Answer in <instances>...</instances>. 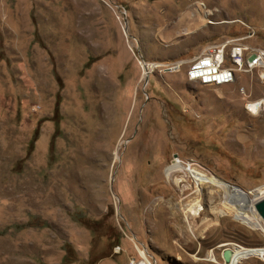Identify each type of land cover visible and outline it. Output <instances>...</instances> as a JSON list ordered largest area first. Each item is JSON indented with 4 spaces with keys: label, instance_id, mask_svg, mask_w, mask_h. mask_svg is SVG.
Listing matches in <instances>:
<instances>
[{
    "label": "rangeland",
    "instance_id": "obj_1",
    "mask_svg": "<svg viewBox=\"0 0 264 264\" xmlns=\"http://www.w3.org/2000/svg\"><path fill=\"white\" fill-rule=\"evenodd\" d=\"M243 22L264 50V0H0V264H125L142 247L158 264H221L223 245L264 248L256 210L166 173L179 160L260 197L256 77L206 87L185 75ZM142 60L157 65L148 76Z\"/></svg>",
    "mask_w": 264,
    "mask_h": 264
},
{
    "label": "built area",
    "instance_id": "obj_2",
    "mask_svg": "<svg viewBox=\"0 0 264 264\" xmlns=\"http://www.w3.org/2000/svg\"><path fill=\"white\" fill-rule=\"evenodd\" d=\"M242 24L245 30L243 36L222 38L203 48L197 56L187 62V65H194V72H187L186 69L185 75L198 76L199 84L206 87H208L209 79H217L216 87H223L233 85L244 75L256 77L259 82V97L255 99L252 98V100L247 103L246 108L253 116L264 115V54L260 52L261 46L244 44V36H256V32L252 26L244 22ZM230 39H241V46L235 49H227V42ZM175 64H158V67L168 71V69L173 68ZM148 65V62L142 60L141 67L143 68L145 76L151 74ZM240 92L245 94V88L241 87ZM263 197L264 195L258 199ZM227 247L228 246L224 245L221 246V248H224L221 253V264H226L223 259V252ZM118 249V252H120L119 247ZM231 249L236 250V247L231 246ZM137 254V258H132L125 264H158L146 253L143 247L141 250H137ZM207 260L212 263H218L217 259L214 257L213 251L208 255Z\"/></svg>",
    "mask_w": 264,
    "mask_h": 264
},
{
    "label": "bare ground",
    "instance_id": "obj_3",
    "mask_svg": "<svg viewBox=\"0 0 264 264\" xmlns=\"http://www.w3.org/2000/svg\"><path fill=\"white\" fill-rule=\"evenodd\" d=\"M244 44H246V43L244 42ZM240 46H241V41L227 42V49H229V48L235 49L236 47H240ZM260 52L262 54H264V50L261 49ZM181 64L182 63L175 64L173 66V68H170V70L179 71L181 69V66H182ZM155 66H157V65H154V64L148 65L150 72ZM187 72H194V65H188ZM186 77H187V80H189L190 82L199 83V77L198 76H186ZM208 86L209 87H216L217 86V79H209L208 80ZM166 170H167V172H166L167 174H171V173L178 172V171H184L189 175V177H192L198 185H201L203 183H210V184H213L215 186H218L219 188L224 189L226 192H229L231 196L234 195L235 197H237L236 199L238 201H241L242 203L247 204L248 205L247 207H249L251 212H255V208H254L253 204H255L256 200H251L249 198V194L253 193L254 191L245 192L242 189L235 187V186H233L231 188L227 183L222 182V181L216 179L215 177H209V176L199 172L198 170L193 168L191 165H183L179 160H175V163H172V165H170ZM255 191L259 192L260 197H262L264 195V186L258 188ZM238 201H235V202H238ZM228 208L231 211H235L236 218L243 221L245 224L250 225L254 228H258L261 226L259 218H257L254 214L252 215L250 213H246L247 210L243 211L242 207L238 206V204H236V205L232 204ZM190 210H191V213L194 212L196 210V204L193 206L191 205ZM222 212L224 213V211H221V213ZM227 249H230V248H227ZM232 252H233L232 259H231V262L229 264H239L242 260L248 259L252 256H257L260 259L264 260V248H249V247L245 248L242 246H236V250H232Z\"/></svg>",
    "mask_w": 264,
    "mask_h": 264
},
{
    "label": "water",
    "instance_id": "obj_4",
    "mask_svg": "<svg viewBox=\"0 0 264 264\" xmlns=\"http://www.w3.org/2000/svg\"><path fill=\"white\" fill-rule=\"evenodd\" d=\"M254 208L258 215L261 217V219L264 221V197L261 199H257ZM233 252L231 249H225L223 252V259L226 264H229L232 259Z\"/></svg>",
    "mask_w": 264,
    "mask_h": 264
},
{
    "label": "trees",
    "instance_id": "obj_5",
    "mask_svg": "<svg viewBox=\"0 0 264 264\" xmlns=\"http://www.w3.org/2000/svg\"><path fill=\"white\" fill-rule=\"evenodd\" d=\"M64 264H69L72 262V259L69 257V254H67L63 259Z\"/></svg>",
    "mask_w": 264,
    "mask_h": 264
}]
</instances>
